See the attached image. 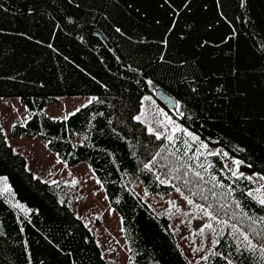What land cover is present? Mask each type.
<instances>
[{
    "label": "trees",
    "instance_id": "trees-1",
    "mask_svg": "<svg viewBox=\"0 0 264 264\" xmlns=\"http://www.w3.org/2000/svg\"><path fill=\"white\" fill-rule=\"evenodd\" d=\"M0 3L4 5L0 9V97L17 98L33 111L24 124L12 125V133L43 137L67 166L89 165L109 206L120 216L134 264H189L177 243L178 230L170 226L171 216L154 212L133 192L134 178L151 193L180 189L193 205L211 206L218 219L248 232L257 246L264 242V222L259 219L264 217V206L248 195L252 181L232 176L218 153L199 151L180 131L169 142L132 119L142 98L149 95L156 100L154 89L160 87L181 102L175 110L165 109L175 120L244 161L239 167L242 172L264 176V56L258 50L264 42V0H246V7H240L239 0H192V12L181 8L175 17L166 14L162 0ZM221 10L233 22H226ZM67 16L72 17L71 23ZM157 19L159 27L154 23ZM168 21H176L175 35L166 36L169 46L159 48L156 41ZM230 28L236 35L221 44ZM93 31L102 33L113 49ZM197 40L211 43L201 48ZM158 52L185 58L187 66H179L176 60L162 63L156 59ZM193 75L199 96L191 92L190 85L196 86ZM218 85L226 92L217 94ZM65 95L96 99L65 118L53 119L43 111ZM196 125L214 133V141ZM153 156L157 159L145 169ZM0 176L7 177L14 198L32 210L25 216L0 193V264H107L91 230L59 199L64 184L48 183L28 170L25 157L7 143L3 132ZM161 179L169 182L160 183ZM198 211L202 224L206 223L208 218ZM212 224L224 233L215 236L219 243L211 248L222 255L208 252V259L196 264H227L225 258L235 264H264L259 247L248 250L233 229L216 221Z\"/></svg>",
    "mask_w": 264,
    "mask_h": 264
},
{
    "label": "rangeland",
    "instance_id": "rangeland-1",
    "mask_svg": "<svg viewBox=\"0 0 264 264\" xmlns=\"http://www.w3.org/2000/svg\"><path fill=\"white\" fill-rule=\"evenodd\" d=\"M146 96L150 97V99L144 100L142 98L141 104L144 106V111L141 112L139 107L134 116L141 115L140 121L146 125L147 129L151 126L154 130L163 132L165 125L157 123V120H163L164 115H167L175 124L183 126L176 131H180L191 143H195L199 151L218 153L223 163L228 164L227 168L229 170L233 167L230 159L232 156L225 157L223 155L224 150L210 144L196 130L175 120L153 97ZM93 97L92 95L61 96L57 103L45 106L43 111L51 117H65L74 109L90 102ZM32 112L17 98L0 97V122L7 141L16 151L26 156L27 169L49 183L59 182L64 184L65 187L60 192L59 199L67 203L91 230L100 247L101 255L107 260V264H134L130 255H128L126 239L121 230L120 216L108 205L102 185L93 174L89 165L85 162H80L74 166H67L54 152L48 149L46 140L43 137L37 135L28 137L24 134L16 136L11 132L13 122H23ZM196 127L203 132L209 141H214L212 133L204 131L201 126L196 125ZM168 129L171 132L170 125ZM175 132L171 134L174 135ZM189 132L193 134L195 139H193V136L188 135ZM166 135L163 137H166ZM239 171H241L240 168ZM244 174L248 176L253 173ZM261 176L260 174L253 176L251 180L253 182L252 190L264 184ZM73 179L77 181L76 184L71 183ZM3 183V181H0V187H3ZM130 187L133 192L140 195L150 205L154 212L171 216L170 226L172 229L178 230L177 243L189 264H196L201 260V256H205L208 253L206 250L212 248L213 233L211 229L205 228L203 235L200 234L199 229L203 219L195 205L187 203L185 196L175 189L167 194L145 191L138 178H134L131 181ZM1 194H5L12 203L17 201L13 195L8 193ZM79 198L82 199L77 203ZM169 201L174 202L176 207H173ZM97 218L101 222L96 221Z\"/></svg>",
    "mask_w": 264,
    "mask_h": 264
},
{
    "label": "snow or ice",
    "instance_id": "snow-or-ice-1",
    "mask_svg": "<svg viewBox=\"0 0 264 264\" xmlns=\"http://www.w3.org/2000/svg\"><path fill=\"white\" fill-rule=\"evenodd\" d=\"M239 5L240 7H246V0H239ZM78 6V5H77ZM4 7V5L2 3H0V9H2ZM161 7L164 8V11L166 12V14L168 16H172V17H175L177 15V12L180 11L181 8H183L184 10V13H191L192 12V0H162V4H161ZM220 7L221 9H223L224 5L221 3L220 4ZM29 11H33V9H29ZM138 14L139 13V10H137ZM219 15L221 17L224 18V20L226 22H233L232 21V18L228 17L227 13L224 12L223 10H221V12L219 13ZM65 20L68 22V23H71L72 22V17L71 16H67L65 17ZM154 23L159 27L161 26V20L157 19L154 21ZM176 21H168V24L164 26L163 28V35H161V37L159 38L158 41H156V43L158 44V47L159 48H166L169 46V39L165 38L166 36H169V35H175L174 33V25H175ZM115 27V26H114ZM188 27L190 28L191 25H188ZM207 27L209 29H211L213 27V25L211 23H209L207 25ZM115 31L118 32V33H122V29L120 27H115ZM182 35H186V34H183ZM236 35V32L233 30V29H229L227 34H225L224 36H222L221 40H220V43L223 44L224 41H227L229 40L230 38L234 37ZM80 39H83V37H79ZM29 39H31V37H29ZM129 40H131V37H129ZM211 41H200V40H197V46L201 47V48H204L206 47L208 44H210ZM48 47L49 48H53V45L52 44H48ZM259 53L261 56H264V42H261L260 46H259ZM156 59H158L160 62L162 63H167V64H171L173 60H176L178 65L179 66H182V67H186L187 66V60L185 58H182V57H179L177 55H173L171 58H169V55L167 52H164V53H159L158 52V55L156 57ZM233 72L236 71L235 68L232 69ZM192 81H193V84L196 85V86H192L190 85V88H191V92L193 95H196V96H199L200 95V90H199V86H198V82L196 81V77L193 75L191 77ZM147 83L148 84H151L152 83V80L151 79H148L147 80ZM216 92L217 94H220L221 92H226V89L223 88L222 85H218V87L216 88ZM92 99H96L95 97H93ZM144 100H148L150 99V97H143ZM181 102L179 100L176 101V104L179 105ZM26 107V106H25ZM80 107H83V105H81ZM140 109H141V112L144 111V106L143 104H141L140 106ZM79 109H74V111H78ZM160 114H163V113H160ZM60 117H53V119H59ZM141 115H136V116H133L132 119L134 120H141ZM157 123H160V124H164L165 125V128H164V131L161 132V131H158V130H154L153 127L149 126L147 131L149 133H153L155 134V136L157 138H160L162 136H165L166 134V138L169 142L173 141L174 137L171 133L175 132L178 128H182L183 126L182 125H177L173 122L172 119H170L167 115H164V119L163 120H157ZM171 126V132H169V129H168V126ZM13 126H14V122H13ZM4 129L3 128H0V132H3ZM189 136H193V134L191 132L188 133ZM193 139H195V137L193 136ZM5 140H7V137H5ZM161 147H163V145H161ZM206 147V146H204ZM187 148V143H185V149ZM238 151H243V149L241 148H237ZM173 155H175V152L172 153ZM159 155V153L157 154V156ZM223 155L225 157H229V153L228 152H224ZM157 156H153L152 157V161H149V163H146L144 164V168L147 169L149 168L150 164L155 161L157 159ZM231 159V164L233 165V167H231V174L232 176L234 177H237V178H241V179H248L249 181H251L253 179V176L255 175H259V173H253L251 175H248L245 177V174L241 171H239V167L240 165H242L244 163V161L240 160V159H237L236 157H230ZM225 167H228V164H225ZM250 167V165H249ZM196 175H201V173L197 172ZM212 179H215V177H212ZM261 179L264 180V176H261ZM0 181H3V187H0V193H8L10 195H14L12 193V190H11V186L7 183V177L6 176H0ZM169 181L166 180V179H161L160 180V183H168ZM72 184H76L77 181L75 179H73L71 181ZM217 185H220V182L217 181L216 182ZM221 187H223V185H220ZM264 184L260 185V187L256 188L255 190H252V189H248V195L256 200L261 206H264ZM178 192H180L181 190L180 189H177ZM229 192L232 191L231 188L228 189ZM255 193V194H254ZM213 195H215V193H213ZM185 200H187V203L189 205H193V200L189 199L187 196L184 197ZM169 203L173 206V207H176L175 203L172 202V201H169ZM13 207L19 209L20 211H22L24 213L25 216L28 215V213L30 211H32L31 209L27 208L23 203L19 202V201H16L15 204L13 205ZM195 207L202 211L204 213V215L208 218L207 222L202 224L200 229H199V232L201 235H203L204 233V229L207 228V229H211L213 231V234H214V238L212 239L211 241V244L213 245H216L219 243V241L217 239H215V236L216 235H224V233L222 232H217L215 228H213V224H212V221H216L217 224L221 225V226H224V225H227L229 228L233 229L234 232L238 233L239 234V237H243V247L248 249V250H251V251H256L257 250V247H259V251H260V254L262 257H264V242H262L259 246H257L256 244L253 243V241L251 240V238L249 237V234L248 232L244 231L243 229L239 228L237 224H230L228 220L226 219H218V217L216 215H214V213L212 211H210V207H205L203 204H198V205H195ZM236 207L237 208H240V204L237 202L236 203ZM179 210V209H177ZM240 215H245V213H243V211L240 212ZM249 219H251V217H249ZM260 222H264V217H260ZM23 230V229H21ZM229 235H232V233H228ZM257 235H261V233H256ZM239 237H237V251H239V247H240V241H239ZM210 253H212L213 255H222L220 253H214L212 252V249L209 248L208 250H206ZM201 260H207L208 259V256L205 255V256H201L200 257ZM227 264H235V262L231 259H227ZM29 264H31V262H29Z\"/></svg>",
    "mask_w": 264,
    "mask_h": 264
},
{
    "label": "water",
    "instance_id": "water-1",
    "mask_svg": "<svg viewBox=\"0 0 264 264\" xmlns=\"http://www.w3.org/2000/svg\"><path fill=\"white\" fill-rule=\"evenodd\" d=\"M92 33L95 34L96 36H98L109 49H113V47L111 46L109 41L105 38V36L102 33L98 32V31H93ZM154 95H155V98L162 105H164L167 109H169V110H175L176 109V107H177L176 100L174 99V97L172 95H170L164 89H162L160 87H156L154 89ZM212 135H214V133Z\"/></svg>",
    "mask_w": 264,
    "mask_h": 264
},
{
    "label": "crops",
    "instance_id": "crops-1",
    "mask_svg": "<svg viewBox=\"0 0 264 264\" xmlns=\"http://www.w3.org/2000/svg\"><path fill=\"white\" fill-rule=\"evenodd\" d=\"M99 219V218H98ZM127 251H128V249H127ZM128 255H129V253H128Z\"/></svg>",
    "mask_w": 264,
    "mask_h": 264
},
{
    "label": "bare ground",
    "instance_id": "bare-ground-1",
    "mask_svg": "<svg viewBox=\"0 0 264 264\" xmlns=\"http://www.w3.org/2000/svg\"><path fill=\"white\" fill-rule=\"evenodd\" d=\"M19 225V224H18Z\"/></svg>",
    "mask_w": 264,
    "mask_h": 264
}]
</instances>
